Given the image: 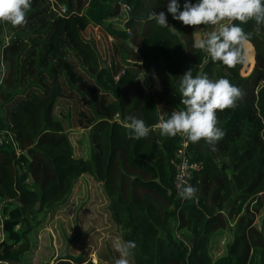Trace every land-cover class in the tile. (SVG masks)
<instances>
[{"label":"trees","instance_id":"trees-1","mask_svg":"<svg viewBox=\"0 0 264 264\" xmlns=\"http://www.w3.org/2000/svg\"><path fill=\"white\" fill-rule=\"evenodd\" d=\"M54 1L63 13L32 0L24 27L0 25V261L21 264L29 232L21 218L60 204L88 173L121 241L136 244L132 264H264V28L257 34L252 22L242 25L252 33L247 62L228 69L194 48L196 29L167 14L168 0ZM177 2L182 10L185 0ZM146 4L151 13H166L169 28L140 19ZM121 12L123 23L111 21ZM87 27L106 41L86 40ZM200 29L207 34L211 27ZM145 66L158 89L142 87ZM190 68L194 76L226 78L244 95L234 109L217 112L225 135L215 151L187 142V156L200 167L191 179L195 197L185 200L172 188L178 137L162 138L155 125L183 108L178 86ZM129 116L145 121L147 137L129 138ZM72 126L84 129L87 157L74 153ZM219 229L230 239L212 259L209 239ZM53 264L94 263L64 253Z\"/></svg>","mask_w":264,"mask_h":264},{"label":"clouds","instance_id":"clouds-1","mask_svg":"<svg viewBox=\"0 0 264 264\" xmlns=\"http://www.w3.org/2000/svg\"><path fill=\"white\" fill-rule=\"evenodd\" d=\"M31 6L32 0H0V25L24 27ZM167 14L186 27L197 30L211 27L213 30L195 41L194 48L228 69L247 62L246 45L252 33L246 32L242 25L252 22L257 34L264 28V0H197L196 3L185 0L182 10L177 0H168ZM149 19L158 27L169 28L164 11L150 13ZM178 92L183 108L173 111L167 119H160L155 128L162 138L180 136L192 144L203 141L215 151V145L225 135L217 126L216 114L237 107L243 91L226 78L213 80L204 73L194 76L190 68L180 77ZM125 127L129 138L134 140L147 137L151 130L143 119L134 116L127 117ZM195 194L192 186H185L178 193L185 200L193 199ZM135 247L134 241H121L115 264H129Z\"/></svg>","mask_w":264,"mask_h":264},{"label":"rangeland","instance_id":"rangeland-1","mask_svg":"<svg viewBox=\"0 0 264 264\" xmlns=\"http://www.w3.org/2000/svg\"><path fill=\"white\" fill-rule=\"evenodd\" d=\"M46 2L49 10L55 15L60 13L59 6L60 8L64 7L54 0H46ZM124 20L123 12L111 18V21L116 23H123ZM211 30L213 29L211 28ZM81 35L86 40H92L97 44H103L106 41L104 34L98 28L87 27ZM204 36H206V32L203 29L195 30L194 39L197 40ZM242 69L241 75L247 71L246 65ZM146 79L149 81V86L144 84ZM139 80L141 85L146 86L149 90H152L153 84H156L155 88H159L157 76L152 72V69H148L146 66L140 73ZM65 106L66 104H63L58 107L65 109ZM84 133V129L79 126H72L67 131L74 152L82 157H87L88 146ZM4 205L6 204L0 203V220ZM259 218L258 214L255 215L252 223L255 228L259 227ZM21 226L29 227L26 249L20 257L21 264H51L49 261L53 257L66 252L85 256L88 253L92 256L93 254L106 256L112 253L117 257L119 254L116 249L121 239L109 218L104 193L99 183L88 173H83L76 178L69 193L60 204L46 212H37L29 218L23 216ZM4 235L0 230V239L4 238ZM177 236L186 241L189 239L185 234L179 233ZM229 239V232L225 229L216 230L211 234L208 252L212 259L225 253V244ZM19 245H23V242H20ZM239 247L240 245L236 251L239 250ZM129 261L131 262L130 259Z\"/></svg>","mask_w":264,"mask_h":264},{"label":"built area","instance_id":"built-area-1","mask_svg":"<svg viewBox=\"0 0 264 264\" xmlns=\"http://www.w3.org/2000/svg\"><path fill=\"white\" fill-rule=\"evenodd\" d=\"M58 10L60 11V13H63L64 8H60L59 6ZM158 123L159 122H157L156 125ZM177 137H178V146L174 149L171 158V167L173 170L172 188L175 197L180 198L178 193L182 190V188L185 186H192V181H191L192 175L195 170L199 169L200 162L193 161L187 156L186 140L180 136ZM16 152H18V149H16ZM7 264H15V263L7 262Z\"/></svg>","mask_w":264,"mask_h":264},{"label":"crops","instance_id":"crops-1","mask_svg":"<svg viewBox=\"0 0 264 264\" xmlns=\"http://www.w3.org/2000/svg\"><path fill=\"white\" fill-rule=\"evenodd\" d=\"M195 41H196V39H195ZM144 82H146V83H144L145 85H147V86H149V81L146 79V81H144ZM155 85L156 84H153V88L152 89H158V88H155ZM145 90H149V89H147V87L146 86H142ZM75 153V152H74ZM76 154V153H75ZM76 155H78V154H76ZM67 253V252H66ZM64 254V253H63ZM68 254H70V253H68ZM70 255H76V254H70ZM119 257V254H118V256L116 257V256H114V255H112V253L111 254H107L106 256H104L103 254H101L100 256H96L95 254H93V256L90 254V253H88L87 255H86V258L87 259H89V260H91V259H94V260H91L94 264H115V261H116V259ZM91 258V259H90ZM130 259V258H129ZM131 260V259H130ZM20 262H21V260H20ZM55 262V257H53L52 259H51V261H49V263H51V264H53ZM129 264H132V261L130 262L129 261Z\"/></svg>","mask_w":264,"mask_h":264},{"label":"water","instance_id":"water-1","mask_svg":"<svg viewBox=\"0 0 264 264\" xmlns=\"http://www.w3.org/2000/svg\"><path fill=\"white\" fill-rule=\"evenodd\" d=\"M117 1L118 0H114V2H117ZM120 2H121V4H124L125 0H121ZM147 2H148V0H147ZM150 13L151 12H150V10L148 8V5L146 4V6L144 8V13L140 16V19L149 18ZM127 15H128L127 19L132 18V15H131L130 12H128ZM123 26H124V24H123ZM126 43H127L128 46H130L128 40H126Z\"/></svg>","mask_w":264,"mask_h":264}]
</instances>
